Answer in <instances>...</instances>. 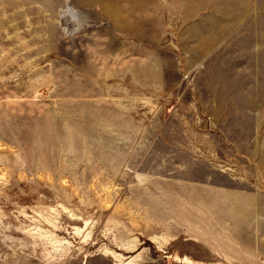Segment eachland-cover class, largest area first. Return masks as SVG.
Masks as SVG:
<instances>
[{"label":"rangeland","instance_id":"obj_1","mask_svg":"<svg viewBox=\"0 0 264 264\" xmlns=\"http://www.w3.org/2000/svg\"><path fill=\"white\" fill-rule=\"evenodd\" d=\"M106 250L264 264V0H0V264Z\"/></svg>","mask_w":264,"mask_h":264},{"label":"bare ground","instance_id":"obj_2","mask_svg":"<svg viewBox=\"0 0 264 264\" xmlns=\"http://www.w3.org/2000/svg\"><path fill=\"white\" fill-rule=\"evenodd\" d=\"M77 219V218H76ZM53 220V219H52ZM51 221V220H50ZM78 229L75 228V233H78ZM40 234V233H39ZM49 234V233H48ZM84 236V235H83ZM45 237V236H44ZM51 238V237H50ZM52 239V238H51ZM83 239V238H82ZM152 242H155L156 244L158 245H161V243H157L156 242V237H151L150 238ZM56 240V239H55ZM87 240V239H86ZM158 240V239H157ZM159 241V240H158ZM67 242V241H66ZM65 244V243H64ZM62 245V244H61ZM120 250H127V252H131L134 250L135 248V244H131L130 242L128 243H121L120 245ZM62 247V246H61ZM53 248L54 249H59V246H58V242L57 241H54L53 243ZM54 251V250H53ZM104 254L106 256H109L111 257L113 260H114V263L113 264H141V260H142V257H141V254L140 253H136L134 255H129L127 257H124L123 253H118L116 251H112V250H106L104 251ZM128 259V260H127ZM127 260V261H126Z\"/></svg>","mask_w":264,"mask_h":264}]
</instances>
